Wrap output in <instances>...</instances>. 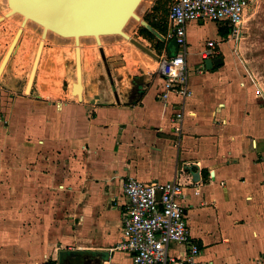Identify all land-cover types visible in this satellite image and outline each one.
Masks as SVG:
<instances>
[{
  "label": "crops",
  "instance_id": "crops-1",
  "mask_svg": "<svg viewBox=\"0 0 264 264\" xmlns=\"http://www.w3.org/2000/svg\"><path fill=\"white\" fill-rule=\"evenodd\" d=\"M257 1L241 25L254 13ZM160 2L150 1L139 28L145 27L144 20L159 27L164 21L165 29L150 25L154 38L139 33L138 38L154 41L148 48L155 54H172L182 48L164 36L171 0ZM205 25L186 23L191 93L185 98L160 99L155 58L121 42L104 47L112 57L107 56V66L102 60L100 73L106 70L111 85L101 87L103 75L90 79L87 86L81 60V98L72 95L75 81L66 92L50 93L44 78L36 82L37 68L29 91L25 85L22 92H13L7 64L2 69L0 206L14 205L12 212L31 214L47 231L44 246L60 240L50 261L59 264L65 259L62 255L70 254L68 264H79L84 255L101 264H131L129 252L117 244L126 202L123 183L133 176L147 182L179 179L184 184L187 225L190 240L199 246V260L264 264V109L255 84L243 77L239 62L233 60L231 26L216 22V35L211 37V29L200 35ZM208 41L214 53L203 58L201 50ZM223 42H228L225 47ZM207 58L212 60L210 69L205 68ZM202 63L205 69L197 72ZM34 87L37 94L30 93ZM180 110L181 120L173 121ZM20 183L26 187H18ZM12 195L14 202H8L5 198ZM25 196L31 197L29 204ZM10 239L6 233L0 237L2 243ZM17 245L7 254H16ZM176 245L171 244V251ZM17 262L0 256V264H21Z\"/></svg>",
  "mask_w": 264,
  "mask_h": 264
},
{
  "label": "rangeland",
  "instance_id": "rangeland-1",
  "mask_svg": "<svg viewBox=\"0 0 264 264\" xmlns=\"http://www.w3.org/2000/svg\"><path fill=\"white\" fill-rule=\"evenodd\" d=\"M152 0H141L135 12L141 19L145 16V8ZM256 10L253 14L246 16L243 25L238 26L237 33H234V47L232 48L233 60L239 62L243 77H247L250 82L255 84L259 95V102L264 109V0H258ZM6 0H0V15L7 11ZM21 22V16L14 14L5 18L0 22V62L5 54V51ZM206 25L199 31L200 35H206L211 29V37H215L216 22L205 21ZM139 21L136 18H130L124 26V31L130 36L139 41H143L147 47H153L154 41L149 44L138 38ZM41 26L31 20L27 21L23 27L18 39V47L11 54L7 62L6 75L11 79L10 90L13 92H22L27 83L33 57L39 40L41 39ZM119 34H107L101 36V45L109 47L110 43L121 42L126 46L134 45ZM126 40V41H125ZM228 42H223L225 47ZM74 40L70 36H61L55 32L47 31L43 39V47L39 56L36 82L40 78L45 79V89L52 92H66L70 84L75 81V57H74ZM80 52L83 64V79L89 84L90 79L99 78L101 87L111 85L109 77L104 69L103 74L101 69L102 59L98 50V45L92 36H82L80 38ZM116 54H120L117 52ZM106 62L108 57L106 55ZM108 56V57H107ZM150 56V55H149ZM88 62H91L88 64ZM97 73H99L97 75ZM101 74V75H100ZM38 84V83H37ZM37 87V85H36ZM34 87L30 93L37 94L38 89ZM28 93V92H26ZM87 93V90H85ZM72 95H75L72 93ZM6 187L11 186L12 182L7 181ZM18 187H26L25 183H20ZM16 196L5 198L8 202ZM24 201L30 203L31 197L25 196ZM11 202V203H12ZM9 206V205H8ZM0 206V237L6 233L10 234V239L7 242L0 241V256L3 258H16L17 263L21 264H44L51 258V254H57L56 248L60 240L55 239L50 245H45L46 229L40 228L33 222L31 214L12 212L13 206ZM6 209V211H5ZM14 210V209H13ZM18 211V210H17ZM19 212V211H18ZM4 221L15 222V227L7 228L2 223ZM96 235V231H93ZM18 243V245H17ZM62 248L68 247L65 243H61ZM18 246L17 251L13 250L14 255L7 252L13 247ZM56 252V253H55ZM70 254L62 256L67 257Z\"/></svg>",
  "mask_w": 264,
  "mask_h": 264
},
{
  "label": "built area",
  "instance_id": "built-area-1",
  "mask_svg": "<svg viewBox=\"0 0 264 264\" xmlns=\"http://www.w3.org/2000/svg\"><path fill=\"white\" fill-rule=\"evenodd\" d=\"M256 0H172L168 7L165 38L173 39L182 50L157 53L155 73L161 78L158 96L185 98L189 67L186 60V23L189 21L224 22L237 33L245 12ZM214 53L213 42L201 50L203 58ZM203 63L196 68L203 71ZM183 111L175 113L179 122ZM184 184L179 179L147 182L128 176L123 183L126 202L121 210V240L117 246L131 255V264H213L197 258L199 246L190 239L185 206ZM171 244H177L171 251Z\"/></svg>",
  "mask_w": 264,
  "mask_h": 264
},
{
  "label": "water",
  "instance_id": "water-1",
  "mask_svg": "<svg viewBox=\"0 0 264 264\" xmlns=\"http://www.w3.org/2000/svg\"><path fill=\"white\" fill-rule=\"evenodd\" d=\"M141 0H6L7 11L0 15V22L9 16L19 14L21 22L17 27L3 58L0 62V72L7 64L11 54L18 47V39L27 21L31 20L41 26V39L38 42L33 57L29 76L26 83V91L31 88L41 49L43 39L47 31L55 32L61 36H70L75 44V72L76 80L72 84V92L81 98V58L80 38L92 36L98 45V50L105 66H107L101 36L107 34H119L126 38L143 52L157 59L155 54L146 45L130 36L124 31V26L130 18L140 19L135 8ZM141 23L148 29L152 27L147 22ZM205 68L213 67L212 60H204ZM108 68V67H107ZM69 258L65 257L59 264H68ZM79 264H101L97 258L83 256Z\"/></svg>",
  "mask_w": 264,
  "mask_h": 264
},
{
  "label": "trees",
  "instance_id": "trees-1",
  "mask_svg": "<svg viewBox=\"0 0 264 264\" xmlns=\"http://www.w3.org/2000/svg\"><path fill=\"white\" fill-rule=\"evenodd\" d=\"M167 1H169V0H161V2H160V0H159V2L161 3V4H166L167 3ZM172 1V0H171ZM149 23H150V25L153 27V28H155V29H157V30H159V31H163L165 28L164 27H166V23L163 21V22H161L160 24L162 25V26H157V24L156 23H154V22H152V21H149ZM139 34L140 35H142L143 37H145V38H147L148 40H152L153 38H154V34H153V32H151L149 29H147V28H145V27H143V26H141L140 28H139ZM47 264H55V261L54 260H49L48 262H46Z\"/></svg>",
  "mask_w": 264,
  "mask_h": 264
},
{
  "label": "flooded vegetation",
  "instance_id": "flooded-vegetation-1",
  "mask_svg": "<svg viewBox=\"0 0 264 264\" xmlns=\"http://www.w3.org/2000/svg\"><path fill=\"white\" fill-rule=\"evenodd\" d=\"M62 254H63V253H62ZM62 254H61V255H62ZM79 257H80V255H76L75 259H77V260H78V258H79Z\"/></svg>",
  "mask_w": 264,
  "mask_h": 264
},
{
  "label": "bare ground",
  "instance_id": "bare-ground-1",
  "mask_svg": "<svg viewBox=\"0 0 264 264\" xmlns=\"http://www.w3.org/2000/svg\"><path fill=\"white\" fill-rule=\"evenodd\" d=\"M75 47V46H74ZM74 57H75V48H74ZM1 73V72H0Z\"/></svg>",
  "mask_w": 264,
  "mask_h": 264
}]
</instances>
